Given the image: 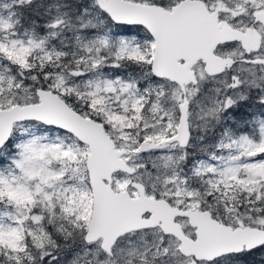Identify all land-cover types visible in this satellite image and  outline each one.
I'll list each match as a JSON object with an SVG mask.
<instances>
[{
    "label": "snow or ice",
    "instance_id": "snow-or-ice-1",
    "mask_svg": "<svg viewBox=\"0 0 264 264\" xmlns=\"http://www.w3.org/2000/svg\"><path fill=\"white\" fill-rule=\"evenodd\" d=\"M0 264H264V0H0Z\"/></svg>",
    "mask_w": 264,
    "mask_h": 264
}]
</instances>
